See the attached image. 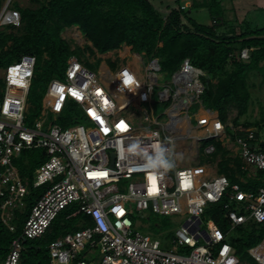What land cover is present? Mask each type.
<instances>
[{"label":"built area","instance_id":"2783aa9c","mask_svg":"<svg viewBox=\"0 0 264 264\" xmlns=\"http://www.w3.org/2000/svg\"><path fill=\"white\" fill-rule=\"evenodd\" d=\"M11 14L9 23L20 26L19 14ZM118 51L127 54L132 49L123 45ZM94 52L86 56L107 59ZM127 56L114 72L110 68L98 73L83 59L68 58L63 80L52 78L47 83L39 116L31 126L24 122L35 57L22 56L1 69L0 221L9 232L17 231L16 218L24 214L31 190L46 188L23 216L21 233L0 264H20L22 242L41 238L72 204L79 207L67 219L82 215L87 220L80 222L82 229L49 244L51 264H242L206 211L222 204L231 229L248 223L264 225V188L251 191L241 186L264 171V150L258 146L255 129L223 123L205 108L201 96L207 73L189 59L169 81L160 83L157 57L134 52ZM248 58L249 49L240 50L239 59ZM137 65L143 66V72ZM157 103L170 105L172 115L165 124L160 116L153 118ZM192 108L196 112L191 115ZM68 110L84 123L58 125ZM187 139L195 144L194 150L193 144L188 149L196 167L179 166L172 155L174 142ZM212 140L228 152L226 159L239 160L245 180L236 175L239 182H231L217 174L222 157L216 146L208 144L201 150L198 144ZM35 149L43 151L44 160L29 179L19 173L15 162L23 152ZM171 157L172 168L165 163ZM25 167L28 170V163ZM128 205L147 219L150 213L180 216L177 245L163 250L158 239L134 230ZM180 246L187 255L177 253ZM246 253L255 264H264V238Z\"/></svg>","mask_w":264,"mask_h":264},{"label":"trees","instance_id":"16d2710c","mask_svg":"<svg viewBox=\"0 0 264 264\" xmlns=\"http://www.w3.org/2000/svg\"><path fill=\"white\" fill-rule=\"evenodd\" d=\"M31 1L35 4L34 7L22 8L18 3L12 2L11 7L19 14L20 27L11 23L0 26V69L19 61L25 55H32L36 59L30 91L35 81L56 74L55 69L59 64L65 63L71 56L77 57L82 51L94 55V50L105 54L126 45L136 54L145 53L149 58L157 57L161 69L171 74L185 59H189L193 66L207 73L208 78L203 79L205 90L201 96L205 108L214 111L223 123H227L228 111L234 106L237 118L233 119V124L237 126L238 117L246 113L250 98L248 76L256 72L264 77V28L251 29L247 25L241 28L237 26L236 20L227 22L220 0L201 4L193 1L191 4L193 8H207L212 22L215 21V24L210 26L199 24L190 18L186 8L181 9L182 0ZM4 3L5 0H0V12ZM7 17L8 15L4 19ZM228 23V31L224 30L225 28L219 29L220 26L226 27ZM73 26L79 28L91 46L84 49L75 46L72 50L70 44L60 37L65 29ZM236 44L238 49L234 48ZM245 48L249 49L246 62L239 59L240 50ZM44 55L47 57L45 65L48 68L41 73L38 67L41 66V57ZM115 65L110 63L111 68H115ZM2 88L3 82L0 79V98ZM242 125L256 129L258 146L264 150V140L259 136V130L264 128V114L261 113L257 121ZM208 144H214L216 154L220 153L222 156L219 165L221 174L227 176L231 182H239L236 175L245 178V173L239 170L238 159H226L228 152L213 140L204 141L202 147ZM43 160L41 156L39 164L29 165L28 170L23 167V172L29 179L33 169ZM231 163L234 167H229ZM241 186L244 190L251 191L264 188V171H257L253 179H247V183H241ZM40 195L31 190L26 199L24 214L16 218L15 233L9 232L0 221V263L5 258L11 242L21 233L23 216L29 213L32 204ZM206 214L221 231L225 230L227 221L222 204L211 206ZM78 216L87 220L82 215ZM78 216L67 219V216L62 218L59 214L41 238L23 241L20 264H51L49 244L64 234L82 229L80 223L74 222ZM254 226L257 229L250 232L246 250L257 246L264 238V225L253 224L251 227ZM233 246L236 254L241 256V249L235 244ZM246 256L254 262L247 253Z\"/></svg>","mask_w":264,"mask_h":264},{"label":"rangeland","instance_id":"374dc122","mask_svg":"<svg viewBox=\"0 0 264 264\" xmlns=\"http://www.w3.org/2000/svg\"><path fill=\"white\" fill-rule=\"evenodd\" d=\"M7 1L8 0H5L2 10H4L3 8H5L4 6L7 3ZM193 1H195L198 4H201L203 2H206V3L211 2V0H182L181 4L186 8L185 10L188 12V16L192 18L194 21H196L197 23L204 24L207 26L213 25L214 23L212 22V19L209 16V12L207 8L205 7L193 8L191 5ZM244 1L220 0L221 8L227 12V14L224 16V19L227 22H234L236 20L237 26L241 28H245L246 25L247 27L251 29L264 28V7L257 8L258 6L264 5V0H259L260 4L257 7L254 6L253 9L247 10L248 12H245L244 10H242L243 12L242 11L239 12L240 8L238 7V4L240 3L241 5H243ZM12 2L18 3V5L22 8L35 6V4L31 0H9V2L7 3L9 5L6 8V13L0 21V24L2 22H4V24L0 26H6L10 24L9 21L12 17L11 13L16 12L14 8L11 7ZM244 14H245V17H241V15H244ZM6 15H8V17L4 19ZM228 26H230L229 23L226 25V27L220 26L219 29L221 28L222 30V28H225L224 30L228 31V29H230V27ZM60 35H61L60 37L63 40H65L67 43L70 44L72 50L74 49L75 46H78L81 49L86 48V46H91V44L86 40L84 35L80 33L79 28L77 26H73L71 28L65 29ZM158 47H160V45H158ZM128 48L130 49V47ZM234 48L238 49L239 46L236 44L234 45ZM125 52L126 51L120 52V55L122 54L123 56H125L126 62H127V58H128L127 54H130V53L132 54L133 51L127 54H125ZM86 53H88V51H84V52L82 51L81 54L77 55V57L80 60L83 59V61L85 62V65L90 70H92L95 73H98V71L100 70L101 64L105 62V60L99 59V58H93V57L91 58V56L87 57ZM100 55H103V54H100ZM146 57H143L144 64L148 62L147 58L149 57L147 58ZM46 59L47 57L45 55L41 57V66L38 67L39 72L41 73H43L45 69L48 68V66L45 65L47 63ZM67 60L65 63L59 64V66L55 69L56 74H54L53 76L46 78V79H42V80L40 79L38 81H35V84L33 85L31 91H29V94L27 96V101H26L27 112L25 114V117L27 120H25L24 122L26 126H31L32 123L37 118V116H39L42 98L45 93L47 83L52 78L63 80V73L67 67ZM128 62L132 63L133 61L128 59ZM136 68H138V65ZM140 69L143 72V66H141ZM111 70L112 72H114V68H111ZM0 78H1V73H0ZM170 79H171V73L166 72L164 70H161L159 72V80L161 81L160 83L169 81ZM247 84L249 85L248 91L250 94L247 110L245 114L238 117L239 125H237L236 127H239V126L244 127L242 124L246 122L252 123L254 121H257L260 119L261 113L264 114V77L259 73L253 72L248 76ZM144 109H148V108L144 107ZM195 112H196L195 108H192L190 110L191 115ZM152 114H153V118L160 116L159 121L165 124L168 121L169 117L172 115V111L168 103H162V104L157 103L155 107L152 108ZM227 116H228L227 121L233 124V119L237 118V111L234 106H232L231 109L228 111ZM50 120L52 121V117H50ZM51 121L48 123V126L52 124ZM80 123H84V121L77 118L76 113L73 112L72 110L66 111V114L63 115L57 122L58 125H61L64 127H70V126H74ZM192 124L195 125L194 120H192ZM250 128H253V127H250ZM197 132L199 131L197 130ZM259 136L262 138V140H264V128L259 130ZM191 144H193V150H194L195 144L193 140L191 139L179 140V141L174 142L173 149H172V155L174 156V159L177 165L196 167L197 165L196 162H193L190 159V153H189L188 148L190 147ZM198 144L201 145V150H202L203 142L198 143ZM42 154H43V151L41 149L28 150V151L23 152L21 154L20 159H17L15 162V165L19 173L21 175L25 174V172H23V167L26 168L25 164L28 163V165H31V166L33 164L35 165L41 160ZM232 154L234 155L235 152L232 151ZM232 154L230 152V155ZM165 163H167L172 168L173 167L172 157L170 159L165 160ZM38 164L33 169L32 174H30L31 176H34V173L36 169L38 168ZM219 169L220 168L218 166L216 169L217 174H221L219 172ZM212 170L215 171L214 168ZM26 177H29V176L26 175ZM243 180H245V178ZM45 188L46 187L32 189V192L41 194L45 190ZM29 189H31L30 186H29ZM78 207H79L78 204H74L73 206L64 209L60 213V217L65 218L66 216L71 215L78 209ZM128 207L131 212V218L133 221L134 230L140 231L142 233H148L153 238L158 239L161 242V249L163 250H170L171 247H173L174 245H177L178 239H177L176 231L182 220L180 216L164 217L156 213H150V216L147 219L145 216L140 215L135 210L134 206L128 205ZM81 221H82V218L80 216L74 219V222L76 224L80 223ZM252 225L253 224L248 223L236 229H231V226L227 225L225 227V230H222V233L226 235L227 241L231 245L235 244L236 247L241 249V252H242L241 256H238V255L237 256L239 257V260L241 261L242 264H255L246 256V251H247L246 242L249 239L250 232L253 231L254 229H257L256 226L251 227ZM200 244H202V242H200ZM261 244H262V241H261ZM177 253L181 255H187L188 250L180 246L177 249ZM97 255L98 253L96 254V256Z\"/></svg>","mask_w":264,"mask_h":264},{"label":"crops","instance_id":"0c3cea01","mask_svg":"<svg viewBox=\"0 0 264 264\" xmlns=\"http://www.w3.org/2000/svg\"><path fill=\"white\" fill-rule=\"evenodd\" d=\"M241 1H244V0H241ZM254 2H256V3H254ZM259 4H260L259 0H249V1L245 0L243 5H241L240 3L238 4V7L240 8L239 12H241L242 10H244L245 12H248L247 10L253 9L254 6L257 7ZM259 7H264V5L258 6L257 8H259ZM226 14H227V12L225 11V15ZM241 17H245V14L241 15ZM118 52H119L118 50H113V51H110V52L103 54V55H106L107 59L105 60V62H103L101 64L100 70H102L103 72L109 70L111 68L110 63H113L114 60H117L115 67L117 66V64L119 65L121 63H125L126 61L123 59V55L122 54L120 55V52L118 54ZM114 64H115V62H114ZM137 69H138V72H140L141 69L139 67ZM137 69H136V71H137Z\"/></svg>","mask_w":264,"mask_h":264},{"label":"bare ground","instance_id":"6f19581e","mask_svg":"<svg viewBox=\"0 0 264 264\" xmlns=\"http://www.w3.org/2000/svg\"><path fill=\"white\" fill-rule=\"evenodd\" d=\"M8 5H9V4H7V5L5 6V8H4L3 12H2V16L0 17V21H1L2 17L5 15V13H6V8L8 7Z\"/></svg>","mask_w":264,"mask_h":264},{"label":"water","instance_id":"95a60500","mask_svg":"<svg viewBox=\"0 0 264 264\" xmlns=\"http://www.w3.org/2000/svg\"><path fill=\"white\" fill-rule=\"evenodd\" d=\"M8 2H9V0L7 1V3H8ZM7 3L5 4V6L7 5ZM5 6H4V7H5ZM3 9H4V8H3ZM2 11H3V10H1V12H0V17L2 16ZM3 24H4V22H2L0 25H3ZM207 83H208V82L206 81V85H207Z\"/></svg>","mask_w":264,"mask_h":264},{"label":"clouds","instance_id":"9594fccd","mask_svg":"<svg viewBox=\"0 0 264 264\" xmlns=\"http://www.w3.org/2000/svg\"><path fill=\"white\" fill-rule=\"evenodd\" d=\"M13 13V12H12ZM17 13V12H16Z\"/></svg>","mask_w":264,"mask_h":264}]
</instances>
